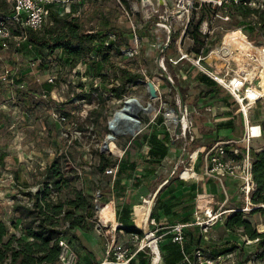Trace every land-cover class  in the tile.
Segmentation results:
<instances>
[{
  "label": "rangeland",
  "instance_id": "1",
  "mask_svg": "<svg viewBox=\"0 0 264 264\" xmlns=\"http://www.w3.org/2000/svg\"><path fill=\"white\" fill-rule=\"evenodd\" d=\"M79 1L81 0H75L73 4ZM82 2L80 16L83 31L96 32L111 27L119 28L125 32L128 39L127 46H123L124 49L131 47L137 40L140 51L138 55L129 59L118 56L113 59L114 63L117 67L126 68L128 71L142 75L141 81L147 79L153 81L158 87L156 89L158 98L150 100L145 84L137 81L134 86L129 87L122 100L110 97L101 101L102 99L97 93H91L90 98H85L82 101L75 99L71 102L73 94L78 92L76 90L78 79L85 84L84 93L89 92L90 80L87 76H82L86 74L84 66H78L73 70L66 68L61 71L62 76H56L58 70L56 68L48 72L30 68L32 57L27 52L18 53L12 48L0 52V89L2 90L0 106L5 107L4 111H0V168L5 175L2 177L4 181L0 187L1 194L6 197L11 196V194H14L13 196L20 195L21 198L18 200L23 204L27 202L31 206L32 200L23 197L22 193L31 192L34 194L39 187H42L45 179H43L41 172L57 156L61 158V170L64 176L71 180V187L81 191L94 204L95 214L91 221L96 224L99 216L96 205L102 206L103 198H107L108 190L114 182L111 177L108 184L107 176L111 175H100L97 171L99 154H104L113 162L127 156L129 162L137 164L135 170L121 181V185L129 191L130 199L128 201L125 198L126 195L122 198L115 195L114 200L111 201L116 207L117 219L118 210L125 206L128 208V215L132 219V207L143 204L144 199L151 200L154 192L159 188H165L164 193H162L163 200L176 201V197L171 193L173 191L182 192L183 190L177 186L175 180L184 168L189 167V164L192 165L188 155L199 146L202 147V152L198 162L194 164V170L198 175L201 174L204 160L203 152L211 146L210 143L212 142V139L209 142L206 141L210 129L209 127L206 128L205 123L203 124V119L210 121L213 120V116H218L217 122L224 123L228 120L225 113L230 112L235 124L236 136L240 137L243 134L245 120L241 115L239 104L233 101L236 103L235 105L223 109L220 101L215 100V96L202 98L205 92L204 86L192 82L191 76L204 71L202 72L200 67L193 64V59L195 56L201 55L205 60H202L200 65L208 70H212L209 67L212 60H214L212 64L219 71L229 66L223 72L229 76H247L249 74L248 76H253L255 79L253 84L256 85L254 91H249V96L252 97L255 93L264 94V29H257V27L250 25L247 20H241L235 14L227 15L228 19L224 20L221 18V16L224 17L223 12L218 11L217 17L214 18V14L210 17L208 12L211 14V11L208 9L205 10L201 21L202 10L200 11L198 8L190 16L191 21H189L187 28L183 30L184 28L173 17L174 0H165V6L160 4L162 2L159 0H82ZM0 6L5 10H10L12 0H0ZM122 7L127 11V19L122 13ZM210 9L213 8L210 6ZM203 21L208 22L207 25L211 32L206 36L198 31ZM158 23L171 27L170 43L163 52L161 50L167 42L168 34L163 27H157L156 24ZM195 29L200 37H192L191 33ZM211 50H214L213 55L211 54L208 58ZM182 55L184 58L177 64L169 61L170 59L172 61L178 60ZM160 58L163 59V65L160 64ZM221 60H229L230 62L229 64L223 63ZM10 74L13 76L14 85L23 84L24 89L17 90L8 87ZM77 74H81V77L78 78ZM52 76L60 78V85H57L49 96L43 97L40 86L48 77ZM16 79L23 81L16 83ZM62 80L65 81L62 82ZM248 81L251 82L250 78ZM179 88L186 92L184 102L180 96ZM10 92L14 93V99L8 98ZM215 94L222 98L229 96L230 102L233 100L228 91L220 86ZM128 98L139 100L144 107L150 104L152 112L138 115L140 130L136 136L139 139H134L136 136L134 138L130 136L117 137L113 144L105 150L103 145L106 136L110 133L108 122L114 112L121 107L122 101ZM182 104L187 107L190 113V121L193 124L192 133L193 140H195L193 146L188 140L185 142L174 139L173 134L176 131V126L164 118L165 113L170 109L177 114ZM14 108L19 114H17L15 123H12L10 118L13 116L12 110ZM207 108H211V112L207 111ZM62 114L67 117L64 122L56 119V116ZM263 119L264 99L253 107L248 117L252 136L251 142L255 150L264 147ZM164 131L168 134L167 146L169 151L157 165L149 166L144 163L148 150L144 136L148 138V135L156 132L163 138ZM109 168L113 167L107 169ZM9 173L13 175L17 173V181L19 180L17 184L20 186L22 184V190H19V193H5L12 186L9 177L13 178V181L16 179L13 175H8ZM189 174L191 173L186 172V176ZM133 181L137 183V186L132 185ZM185 184L188 189V185L195 183ZM195 186L199 187L195 194L203 192L200 185ZM213 187L216 191V201L221 202L222 197L226 199L220 182L216 181ZM194 188L189 189L191 191L187 194L186 206L195 202ZM138 193L141 195L136 196ZM59 196L62 199H67L72 196V193L70 189H63ZM56 197L57 194L51 190V200L55 201ZM125 200L129 202L127 205ZM232 200L231 207L242 203L238 193L234 194ZM158 202L156 197L153 207L157 213L156 224L160 231L161 226H165L170 221L161 218L162 213L157 211L159 209ZM190 206L184 208V205L183 207L179 205L174 211L175 216L183 214ZM105 209L106 207L101 210L100 216L104 222H107L111 220V214H108ZM19 215L24 217L21 212ZM135 218L138 224L133 221L137 225L134 224V227L136 226L139 230V228L141 229L139 217L135 216ZM30 220V217L24 219L23 224L17 229L21 230ZM247 220L256 226L258 232L264 233V213L247 215ZM104 229L105 227L102 228V231ZM240 236L239 231L234 234L226 233L222 225L218 224L210 231L205 240L208 239L206 244H223L226 242L237 244L240 242ZM102 238L108 240L107 236ZM118 239L120 243L129 244L128 242H130L125 240L122 233L119 234ZM138 242L135 244L133 242L131 245L133 244L135 247ZM240 249L242 250L241 247ZM239 252L238 247L231 253L230 260H237ZM247 252L246 254H248ZM101 257L102 254L99 258ZM246 264H264V248L260 249L257 255L250 257Z\"/></svg>",
  "mask_w": 264,
  "mask_h": 264
},
{
  "label": "trees",
  "instance_id": "2",
  "mask_svg": "<svg viewBox=\"0 0 264 264\" xmlns=\"http://www.w3.org/2000/svg\"><path fill=\"white\" fill-rule=\"evenodd\" d=\"M82 6V0L72 4L69 12H65L64 7L60 4L46 6V24L40 31L26 29L25 39L17 52L29 53L32 57L31 61L38 62V71L48 72L52 71L53 68L58 69L57 76H62L61 71L66 68L72 70L78 66H84L86 74L82 76H87L90 80L89 92L84 93L85 84L78 79L76 86L78 92L73 94L71 102L75 99L82 101L85 98H90L91 93H97L102 99L101 101L110 97L122 100L129 87L134 86L137 81L143 79L142 75L128 71L126 68L117 67L114 63L113 59L121 55L120 48L127 46V36L123 30L115 27L107 28L103 31H92L91 33L83 31L80 16ZM207 9L211 11V14L208 12L210 17L216 13V10L203 6L200 8V11L202 10L201 21ZM10 11L11 9L5 10L0 6V15H10ZM219 11L228 16L235 14L241 20H247L250 25L257 27V29H264V10H254L242 5L229 4L220 8ZM108 35H113L114 38L109 40ZM191 35L194 38L200 37L196 29ZM77 75L78 78L81 77V74ZM59 79L58 77L55 78V84L43 82L40 86L41 90L50 95L51 91L57 85H60ZM22 81L18 79L16 83H21ZM64 81L62 80V82ZM196 81L199 85L204 86L205 92L202 98L213 95L226 109L236 104L233 100L232 102L229 101V96L222 98L216 95L215 91L219 90V86L209 77L199 74L196 77ZM179 93L184 102L186 99L185 90L179 88ZM225 115L230 116L231 114L226 112ZM228 128H234L232 119L217 125L216 129ZM262 132L264 134V119ZM167 135L164 131L163 138L156 132L148 135V138L144 136L148 147L145 164L154 167L166 156L169 151ZM134 139L139 138L136 136ZM190 144L191 146L195 145V140L191 141ZM251 153V174L256 187L251 194L250 201L254 205L264 204V147L255 150L251 146ZM60 161L61 158L56 156L50 164L45 166L41 172L45 180L42 187H39L34 194L31 192L22 193L24 197L32 200L31 206L19 205L13 208L14 211L21 212L25 219L31 218L21 229V233L26 239L9 234L5 224L0 221V264H56L59 254L58 241L61 238L67 240V237H69L73 240L71 236L73 230L80 229L90 232L94 228L95 224L91 221L95 214L94 204L81 191L71 187V180L64 176ZM114 166H117L114 177L107 176L108 184L111 181V177L114 181L107 193L113 196L125 190V187L121 185V181L135 170L137 164L129 162L127 156H123L117 162H113L104 154H99L97 171L100 175H103L108 167ZM184 176L186 177V172ZM133 182L132 185L137 186V183ZM175 182L177 186H186V182L179 178ZM195 185H188V188H194ZM195 188L193 189L194 198L196 196ZM63 189H70L72 196L67 199L60 198L59 194ZM164 189V187L160 189L157 199H159ZM51 190L57 194L55 201L51 200ZM193 206L194 204L191 206V211L194 208ZM118 213V219L116 217V220L120 225L119 228L126 234H135L141 238L143 233L134 227V222L128 215V208L125 206ZM255 213L263 214V210L258 208L249 213L236 211L227 215L222 225L226 233L234 234L239 231L241 236H245L249 240L258 239L253 253L246 254V251L241 250L233 242L206 244L204 237L195 228H190L184 233L185 243L182 247L171 242L172 236L170 233L163 236L164 240L159 243L162 264H184V258H191L195 249L207 252L209 256L215 258L230 254L238 247L240 251L239 258H237L235 264H246L250 257L257 255V252L264 248V233L258 232L256 226L247 220V215ZM150 215V218L152 217L157 222L158 217L155 208ZM165 215H169V210L165 211ZM191 217L192 214H187L176 223H186L191 220ZM162 233L160 232L159 234ZM147 252L148 250L138 252L132 264H150V257ZM80 258L86 264H91L87 260L89 259L88 256Z\"/></svg>",
  "mask_w": 264,
  "mask_h": 264
},
{
  "label": "built area",
  "instance_id": "3",
  "mask_svg": "<svg viewBox=\"0 0 264 264\" xmlns=\"http://www.w3.org/2000/svg\"><path fill=\"white\" fill-rule=\"evenodd\" d=\"M74 1L75 0H12L11 11L9 13L10 15H0V52L10 50L11 48L17 52L18 49L21 48V43H23L25 39L26 29H30L32 31L42 30L43 26L46 24V6L60 4L64 7L65 12H69L70 6ZM159 1L162 2L160 4L165 6V0ZM173 3V17L175 21L184 28L183 30H185L189 25V21H191L190 16L193 15L192 13L203 6H211L214 10H216L214 18L218 16V11L220 8L229 4L242 5L254 10H264V0H174ZM122 13L124 14L125 18H128L127 11L124 7H122ZM221 18L224 20L228 19L227 15H224V17L221 16ZM207 23V21H203L200 24L198 30L204 36L211 33ZM156 25L157 27H163L168 34L167 42L161 50V52H163V50L166 49L170 43L171 27L160 23ZM91 32L92 31H89L87 33ZM108 38L109 40H112L114 37L113 35H108ZM134 42L135 43L129 48L124 49L123 46L120 48L121 57L129 59L138 55L140 52L139 45L137 40ZM213 51L214 50H211L209 52L208 58L211 54L213 55ZM183 58L184 57L182 55V57H180L178 60L172 61L170 59L169 61L173 64H177ZM202 60H205V58H202L201 55L195 56L193 59V64L200 67L202 72L204 71L205 74H208V77L218 86L228 91V94L231 96L233 101L239 104L242 113L241 115L245 121L244 131L240 138L226 140L219 139V141L214 142L210 148L203 152L204 160L202 163L201 175L202 177L213 179L218 183L220 182V184L224 178H230L237 182L238 192L242 203L236 208H230L225 206L227 200H225V202H218L215 200V197L212 194L206 192L197 193L195 196L191 220L186 223H175L169 231L172 236L171 242L179 245L180 247H182L185 243V231L190 228H195L205 240L210 231L218 224L223 225L224 218L231 213L236 211L249 213L250 211L258 208L262 209L264 213V204L254 205L250 201L251 194L253 193L256 186L254 185L251 174L252 136L249 127L250 120H248L250 111L253 109V107H255L256 104L264 99V94L255 93L254 96H249V91H254V87L256 85L254 86L252 82L248 81L247 77L241 75L229 76V74L223 72L213 73L212 71H209L200 65ZM30 64V68L36 69L39 65L37 61H30ZM160 64L163 65L162 58H160ZM9 76L8 87L10 89H24L23 84L18 86L14 85L13 76H11V74ZM56 76L48 77L45 82L48 84H55ZM250 79L252 80L253 78ZM1 92L2 90L0 89V95ZM42 93L43 97L49 96L43 91ZM14 97V93L10 92V97L8 98L14 99ZM4 110L5 107L0 106V111ZM66 118L67 117L65 114L58 115V117L56 116V119L62 122H64ZM164 118L165 120L171 121L176 126V131L173 134L174 139H180L186 142L189 137V141H193V124L190 121V113L184 104L180 106L177 114L172 109L167 110ZM167 131L169 132V130ZM201 152L202 148L196 147V149H194L192 153L188 155V159L192 165L189 164V167L182 170V172L178 175L180 180L186 183L198 182L199 175L194 170V164L198 162ZM117 166L106 169L104 174L114 177ZM187 171L191 172V175L185 177L184 173ZM9 179L10 182H13V178L9 177ZM96 209H100V206L96 205ZM103 224H105V222L95 224L94 228L96 232H106L102 231V228H104ZM118 227H120L119 223L116 224V228ZM148 227L149 230L147 234H143V238H139L135 234L131 235L134 244L139 241L135 248L126 244H118L113 242L107 248L105 257L100 262L95 264H132L136 254L138 252H144L145 250H148L147 254L150 257V264H162L159 252V243L161 242L163 236L158 234L160 233L158 232V226L155 219L152 217H149L148 219ZM135 228L137 229L136 226ZM257 243L258 239L249 240L245 236H240V242L237 243V245L241 247L243 251H248L247 253L251 254L254 252V248ZM58 247L59 254L56 264H81V262L78 260L76 252L65 238H61L58 241ZM230 258L231 253L214 258L209 256L207 252H204L200 249H195L191 258H184V264H235L236 260L231 261Z\"/></svg>",
  "mask_w": 264,
  "mask_h": 264
},
{
  "label": "crops",
  "instance_id": "4",
  "mask_svg": "<svg viewBox=\"0 0 264 264\" xmlns=\"http://www.w3.org/2000/svg\"><path fill=\"white\" fill-rule=\"evenodd\" d=\"M219 47V46H218ZM214 60H212L213 62ZM223 63L227 62L229 64V60L228 61H225V60H221ZM211 63H209V67L210 69L212 70H209V71H212L213 73H218V72H225L226 69L229 67H226V68H222L221 71L217 70L215 68V66ZM215 69V70H214ZM199 74H203L205 76L208 77V74H205L204 72L203 73H199ZM199 74H195V75H192L191 76V80L192 82H194L195 84H198V82L196 81V77L199 75ZM244 77H247L248 79L249 78H253V76H244ZM148 80V79H147ZM251 80V79H250ZM254 80L255 79H252L251 82L254 83ZM199 85V84H198ZM156 89H158L157 85H155ZM213 95L211 96H207L203 99H206L208 97H212ZM216 101H219L218 99L215 98ZM221 103V102H220ZM221 107H223V109H226L224 106H222L221 104ZM213 110V109H212ZM12 117L10 118V121L12 120L13 122L12 123H15V121L17 120V117L19 114V112L17 111V109L14 108V110H12ZM207 111L211 112V108H207ZM230 119H233V117L228 116V120L229 121ZM219 119H218V116H213V120H210V121H207L206 119H203V124L205 123V126L206 128L209 127V132H208V140L206 141H210V139H212L211 141V145L216 142V141H219L220 140H226V139H238L240 137L236 136V133H235V124H234V128L231 129V128H228V129H220V130H217V125H219L218 123L221 124V122H217ZM226 121V122H227ZM225 123V122H224ZM243 131H244V128H243ZM161 137V136H160ZM216 140V141H215ZM251 146L252 148L253 147V144L251 142ZM200 148H202L201 146H199ZM51 162V161H50ZM188 172V171H187ZM191 173V172H190ZM8 175H13L12 173H9ZM7 175V176H8ZM17 173H14V181L11 182L12 183V186H10L9 190L5 191V193H19V190H22L21 186L18 183L17 181ZM191 175V174H189ZM5 175L2 173V170L0 168V187H1V183L4 181L2 177H4ZM188 176V175H187ZM216 181L213 180V179H209V178H206V177H202L201 174H199V178H198V182L195 183L196 185H200V188L202 189L203 192H206V193H209V194H212L214 197L216 196V191H215V188L213 187V184L215 183ZM221 188H222V191L224 193V195L226 196V199H224L222 197L221 199V202H225V206L226 207H230V208H236L238 206H240V204H236L234 207H231V203L233 202V197H234V194L235 193H238V187H237V182H235L234 180L230 179V178H224L222 180V183H221ZM195 192H197V188H199L198 186H195ZM111 188V187H110ZM183 191H173L171 194L174 195V197H176V201H172V202H169L171 200H163L162 199V194L160 195V199L159 202H158V207L159 209L157 210L158 212L162 213V219L165 220V221H170L168 224H166L165 226H161V230L159 232H163L162 236L166 235L167 233L169 234V231H170V228L177 222L179 221V219H182L183 217H185L187 214L191 215L193 213V210L191 211V206L193 205V202L189 203L188 205H191L190 208L184 212L183 214H180L179 216H175L174 214V211L175 209L178 208L179 205H184V207H187L186 206V202L188 197H187V194L190 193L191 190H189V188L187 189L186 186L184 187H180ZM128 190L127 188H125V190L121 193H118L116 194V196H119V198L121 197H126L127 200L129 201V197L128 196ZM1 189H0V221H2L5 226L7 227V230L9 232V234L11 235H15L16 237H20L22 239H26L22 233H21V230L20 229H17V228H20V226L23 224L24 222V217H21V215H19V212L18 211H14L13 208L16 207V206H19V205H26V206H29L27 204V202H25L26 204H23L21 203L20 199V195H17V196H13L14 194H11V196H3V194H1ZM164 193V192H162ZM139 196L141 195V193H138L136 194V196ZM22 196V195H21ZM168 197V195H166ZM24 197V196H23ZM114 196L112 194H107V198H103V203L101 204L102 206H100V209L99 210V216H98V220H97V223H103L104 221L101 219V216H100V212L102 209H104L105 207L107 206H111L110 208H112L113 210V221L115 223V225H113V222L112 220H109L107 222H105L104 227L105 229L103 231H106L105 233H100V232H96L95 228H93L90 232H86L85 231H82L80 229H75L73 230L71 233V236L73 238L70 239L69 237H67V241L70 243V245L72 246V248L74 249V251L76 252L77 254V257H78V260L79 262H81V264H86L84 261L81 260L80 257H89L88 262L91 263V264H95V263H98L100 262L104 257H105V254H106V251H107V248L109 247V245L113 242H116V243H120L119 242V234L122 233L125 240L127 241H130L128 242L129 244L127 243H120V244H126L128 246H131L133 248L134 245L131 243H133V240L131 238V235L133 234H126L124 233V231H122L119 227L116 228V224H118L117 220H116V207L114 206L113 204V201L111 200H114L113 198ZM192 197V196H190ZM229 198H231L229 200ZM224 199V200H223ZM13 200V201H12ZM125 200V204L127 205L129 202ZM107 201V202H106ZM149 200H143V204H145L146 202H148ZM111 202V203H110ZM235 202V201H234ZM113 204V205H112ZM194 207V206H193ZM133 208L132 207V212H133V218H132V221H134L136 223V218L134 216V211H133ZM155 207H152V210L154 209ZM121 209V208H120ZM119 209V210H120ZM183 209V208H182ZM118 210V211H119ZM151 210V212H152ZM169 210V215H165V211ZM108 212V211H107ZM170 217V218H169ZM179 217V218H178ZM135 218V219H134ZM134 219V220H133ZM168 219H171V220H168ZM96 223V224H97ZM134 223V224H135ZM95 224V223H94ZM136 225V224H135ZM141 229H142V222H141ZM137 226V225H136ZM95 227V225H94ZM138 230V228H137ZM140 230V228H139ZM103 236H107L108 240H104L102 237ZM164 240V237L162 239V241ZM208 241V239L206 240ZM102 254V257L99 258V256Z\"/></svg>",
  "mask_w": 264,
  "mask_h": 264
},
{
  "label": "bare ground",
  "instance_id": "5",
  "mask_svg": "<svg viewBox=\"0 0 264 264\" xmlns=\"http://www.w3.org/2000/svg\"><path fill=\"white\" fill-rule=\"evenodd\" d=\"M146 107L142 106L140 104L139 100H138V104L130 102L124 107V112H120L118 114L117 119H115L113 121L111 118L109 120L110 121V127H109L110 133H108V135L106 136V143H108V146L113 144L114 140L117 137H121V136H130L131 137V133H136L135 131H133V124H132V121L129 119V116L132 113H136V115H139L140 113H143V114L151 113L152 112V106L149 109H146ZM109 137L113 138L112 142L108 141ZM148 202H146L145 204L133 206L134 207L133 208L134 216L139 217L138 219L140 221V224L143 221L144 216H146L145 215L146 211L149 210ZM110 207L111 206H107L105 210L108 211V214H111L110 219L112 220L113 224L115 225V223L113 221V215H114L113 210ZM136 223H137V221H136Z\"/></svg>",
  "mask_w": 264,
  "mask_h": 264
},
{
  "label": "water",
  "instance_id": "6",
  "mask_svg": "<svg viewBox=\"0 0 264 264\" xmlns=\"http://www.w3.org/2000/svg\"><path fill=\"white\" fill-rule=\"evenodd\" d=\"M140 83L142 84H145L144 86L146 87V90H147V93H148V96H149V99L150 100H156L158 98V93H157V90H156V87H155V84L153 81H150V80H145V81H139ZM178 91V89H177ZM130 102H133V103H136L138 104V100L135 99V98H128L124 101H122V105L121 107L114 112L113 116H112V120L114 121L115 119H117L118 117V114L120 112H124V107L130 103ZM151 107L150 104L147 105L146 109H149ZM143 110V109H142ZM129 119L132 121V124H133V131H135L136 133H131V137H135L136 134H138L139 130H140V121H139V118H138V115H136V113H132L130 116H129ZM110 127V121L108 122V129ZM113 138L112 137H109L108 138V141L109 142H112ZM103 148L106 150L108 149V143H106V141L104 142V145H103ZM160 191V188L157 189L154 194H153V198H151V200H149L148 202V208L149 210L146 211V216H144V219L142 221V229L141 231H143L144 234H147L148 232V219L149 217L151 216V210H152V207H153V202L155 200V198L157 197L158 193Z\"/></svg>",
  "mask_w": 264,
  "mask_h": 264
}]
</instances>
